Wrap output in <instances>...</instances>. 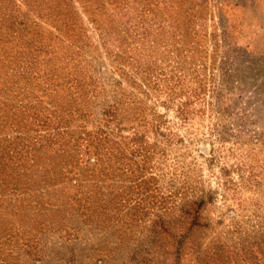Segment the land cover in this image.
Returning a JSON list of instances; mask_svg holds the SVG:
<instances>
[{
    "label": "rangeland",
    "instance_id": "374dc122",
    "mask_svg": "<svg viewBox=\"0 0 264 264\" xmlns=\"http://www.w3.org/2000/svg\"><path fill=\"white\" fill-rule=\"evenodd\" d=\"M68 94L87 128L120 104L125 157L95 187L53 138ZM144 118L151 170L127 143ZM4 179L0 264H174L188 228L180 264H264V0H0ZM77 188L103 192L92 218L65 212Z\"/></svg>",
    "mask_w": 264,
    "mask_h": 264
},
{
    "label": "trees",
    "instance_id": "16d2710c",
    "mask_svg": "<svg viewBox=\"0 0 264 264\" xmlns=\"http://www.w3.org/2000/svg\"><path fill=\"white\" fill-rule=\"evenodd\" d=\"M32 80L28 77L26 83L29 86V94L30 95H23L24 98L28 100H32L35 98L33 94L32 87ZM79 81V80H78ZM56 85H60L59 83H56ZM27 87V86H25ZM23 87V88H25ZM22 94V92H21ZM70 95V96H69ZM85 95L80 96H73L72 94H68V97L70 98L68 103L63 106L62 104H57L56 111L59 113L60 119L64 121V123L68 124L66 127L67 129L61 130L60 126L54 127L53 132L54 135H60V134H67L66 137H62V143L58 139V136L53 137L56 138L57 143L60 142L62 146H67L70 144L71 140H73V143L71 144L70 148H68V151L71 156V164L72 168L68 169V174H72L74 172V169H78V171H84L83 176H78L77 179H75L73 176H71V180H75L76 186L81 187L87 184H90L91 186L95 187V185H99L100 177L104 176L105 171L109 174H114L116 170H119V162L123 157L118 155L117 149L118 145L120 143V140L124 137L121 135V120H117L118 118V111L120 108L119 106L114 104L108 108L102 109V118L95 123L91 125L90 128H87V124L89 123V116L87 113L83 111L82 107L74 105V101L77 98L82 99ZM55 112V111H54ZM73 119H81L82 124L79 125V132L78 135H74V131H70L69 126L70 122ZM136 121V119H135ZM141 122V123H140ZM146 125V118L139 120L138 124H136L134 128V133L130 137L129 141L127 142L128 145L132 144V146H136L134 149H132V157H141L142 162L144 165L148 163V166L145 167L147 170H151L152 168L149 166V162L154 158L156 154V148L154 146H147L142 147V142L144 141V134H141L139 129L140 126ZM51 133V131H49ZM56 143V144H57ZM90 146H95L96 149H100V153L94 152V160L91 162V157H89L87 160H84L83 153H88V148ZM68 152L65 151L63 154ZM69 155V154H68ZM131 159V158H130ZM76 161V163H75ZM107 162V165L104 167V164ZM118 162V167H115V164ZM63 164V163H62ZM65 166V164H64ZM63 169V166L60 167L59 171ZM138 171L140 174L134 178L135 181L140 180L142 183V178L139 177L143 174V169L138 167ZM63 175V171H62ZM7 179H4L3 181H0L2 185L6 184ZM146 183V182H145ZM52 185H56L57 183H50ZM74 186V185H73ZM72 187V186H71ZM78 189V188H77ZM81 194V197H80ZM101 195H103V192L98 189L92 191V193L87 194L85 192H82V190L78 189L76 193L69 195L68 198L71 199L72 202H75L77 205L76 207L65 209V212H71V213H79L80 216H86L87 218H92L95 207H98ZM113 195V192H112ZM120 194L113 196L112 200L117 201V198ZM63 197H57V201L62 199ZM203 204V200H197L193 201L191 204L193 214L186 211V213L191 216V222H190V228L192 229L194 226H201L200 222L198 221V211L201 209V205ZM75 208V209H74ZM90 211V212H89ZM42 224L41 222L37 225L40 226ZM36 225V226H37ZM190 230L189 228L185 233H182V235L174 236L170 241L171 246V256H174V264H180L181 259V246L185 241V236L189 234Z\"/></svg>",
    "mask_w": 264,
    "mask_h": 264
}]
</instances>
